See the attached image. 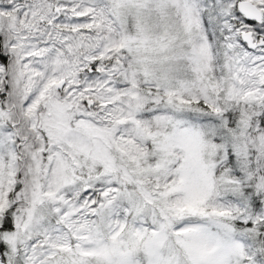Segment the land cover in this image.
Returning a JSON list of instances; mask_svg holds the SVG:
<instances>
[{
  "label": "snow or ice",
  "instance_id": "1",
  "mask_svg": "<svg viewBox=\"0 0 264 264\" xmlns=\"http://www.w3.org/2000/svg\"><path fill=\"white\" fill-rule=\"evenodd\" d=\"M0 264H264V0H0Z\"/></svg>",
  "mask_w": 264,
  "mask_h": 264
}]
</instances>
